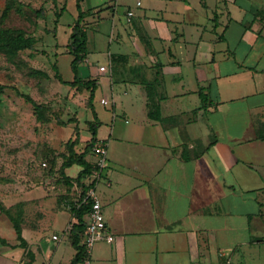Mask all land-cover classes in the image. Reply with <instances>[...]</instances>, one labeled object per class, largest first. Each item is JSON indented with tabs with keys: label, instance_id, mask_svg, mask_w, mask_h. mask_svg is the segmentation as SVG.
Masks as SVG:
<instances>
[{
	"label": "crops",
	"instance_id": "crops-1",
	"mask_svg": "<svg viewBox=\"0 0 264 264\" xmlns=\"http://www.w3.org/2000/svg\"><path fill=\"white\" fill-rule=\"evenodd\" d=\"M74 2L69 32L77 21L86 32L78 75L97 83L89 109L107 151L94 189L114 237L93 260L264 264V0ZM91 138L88 126L76 151ZM80 170L64 172L72 182ZM74 189L42 170L15 201L0 198L22 205L27 244L1 213L12 231L0 232V264H73L86 221L66 205Z\"/></svg>",
	"mask_w": 264,
	"mask_h": 264
},
{
	"label": "rangeland",
	"instance_id": "rangeland-1",
	"mask_svg": "<svg viewBox=\"0 0 264 264\" xmlns=\"http://www.w3.org/2000/svg\"><path fill=\"white\" fill-rule=\"evenodd\" d=\"M74 1L0 0V25L22 28L37 38L33 49L13 58L0 53V198L5 202L31 189L36 176L49 169L47 158L65 152V143L77 136L75 128L78 136L84 134L87 120L93 118L83 92L65 83L73 79V55L64 48L77 18ZM54 63L63 83L55 76ZM23 95L49 106L43 116L47 120L37 119ZM1 206L0 201V214ZM11 231L2 215L1 234Z\"/></svg>",
	"mask_w": 264,
	"mask_h": 264
},
{
	"label": "trees",
	"instance_id": "trees-1",
	"mask_svg": "<svg viewBox=\"0 0 264 264\" xmlns=\"http://www.w3.org/2000/svg\"><path fill=\"white\" fill-rule=\"evenodd\" d=\"M78 1L79 0H77V2ZM36 42L37 38L34 35L27 33L22 28H11L0 25V53L7 54L10 58L17 56L20 51L33 49ZM66 46L68 52L73 55V58L71 60V69L73 71L74 77L72 81L65 83L75 88L76 91L79 93L83 92L84 90H87L89 92V95L85 102L86 105L91 108L93 93L97 88V83L94 79H83L78 75V66L83 63L86 56V32L82 29V26H80L79 21H77L73 25L72 31L69 36L68 44ZM53 67L55 70V76L60 82L63 83L64 81L60 78L55 63L53 64ZM23 97L33 106L34 114L38 120H41L42 122L47 120L43 118V116L44 113L49 109L48 105L38 103L32 98H30L28 95H23ZM200 100L201 107L206 108V95L200 93ZM92 115L93 120L87 121L92 134V138L85 147V149L82 152H77L75 149L79 141L78 129L75 128V134H77V136L74 139L68 140L65 143V152L60 153V156L47 158L49 163V169L45 170V173H53L58 175L59 178L63 179L68 185H85L83 179L90 177L93 169V165L89 164L85 160V155L90 150L92 151V147L94 145V142L96 141V126L100 123L94 112H92ZM148 115L151 117V112H149ZM263 137L264 129L258 130L257 138L261 139ZM60 160L61 162L58 165V161ZM72 164L79 165L81 167V170L71 182L69 178L65 175L64 169ZM74 191L75 190H73V193ZM87 209L88 207L85 205L77 209L74 207L70 208V211L73 212V214L78 219L79 228L84 225V223L82 222V218L85 215ZM1 212L4 213L11 221L14 232L16 234V238L20 241V244L23 247H26L27 244L21 235V222L23 216L22 205L18 203L10 207L1 206ZM0 241L2 243H5V240L1 237ZM74 244L76 246L77 253L74 258L73 264H76V262L83 256V247L81 244H78L77 240H74ZM27 253L28 255H30L29 251Z\"/></svg>",
	"mask_w": 264,
	"mask_h": 264
},
{
	"label": "built area",
	"instance_id": "built-area-1",
	"mask_svg": "<svg viewBox=\"0 0 264 264\" xmlns=\"http://www.w3.org/2000/svg\"><path fill=\"white\" fill-rule=\"evenodd\" d=\"M136 5H140V1L136 2ZM127 16H132L133 11L128 10ZM100 71L105 70V66H99ZM101 103L106 104L105 98L100 100ZM92 153L95 157L93 161V169L91 176L83 179V185H75V191L72 194L71 200L66 202V205L70 209L71 207L80 208L85 205L88 207L85 217V228L83 231V238L81 245L83 247V256L76 262V264H97L92 256L91 249L98 241L112 242L114 237L107 230L104 214L102 211L101 203L95 193L94 184L96 181L102 178V173L106 163V146L102 141L96 140L92 147ZM57 238V236H53ZM222 256L223 254L220 253ZM223 264H231L228 260H225Z\"/></svg>",
	"mask_w": 264,
	"mask_h": 264
}]
</instances>
